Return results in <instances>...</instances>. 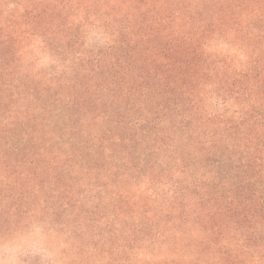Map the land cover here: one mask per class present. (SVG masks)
<instances>
[{
    "label": "trees",
    "instance_id": "trees-1",
    "mask_svg": "<svg viewBox=\"0 0 264 264\" xmlns=\"http://www.w3.org/2000/svg\"><path fill=\"white\" fill-rule=\"evenodd\" d=\"M0 191L100 264H264V0H0Z\"/></svg>",
    "mask_w": 264,
    "mask_h": 264
},
{
    "label": "rangeland",
    "instance_id": "rangeland-1",
    "mask_svg": "<svg viewBox=\"0 0 264 264\" xmlns=\"http://www.w3.org/2000/svg\"><path fill=\"white\" fill-rule=\"evenodd\" d=\"M4 194L0 191V214L4 208ZM15 205L17 201L15 200ZM14 205V206H15ZM14 211L10 215H0V264H100L101 257H97V211L91 216L95 218V226L86 230L74 229L79 241H72L65 231L58 234L45 230V224L38 223V217H30V221L17 218ZM84 214L77 216L79 220ZM18 221L9 223L8 218ZM34 222L35 224H33ZM23 223H31L24 227ZM35 225V227H33ZM73 229V228H72ZM123 254L114 255L116 258ZM105 262V260H104Z\"/></svg>",
    "mask_w": 264,
    "mask_h": 264
}]
</instances>
